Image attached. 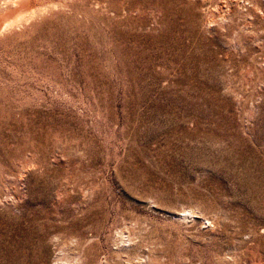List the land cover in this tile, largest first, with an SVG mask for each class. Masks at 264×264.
<instances>
[{
    "label": "rangeland",
    "instance_id": "rangeland-1",
    "mask_svg": "<svg viewBox=\"0 0 264 264\" xmlns=\"http://www.w3.org/2000/svg\"><path fill=\"white\" fill-rule=\"evenodd\" d=\"M34 5L0 35V264H264V0Z\"/></svg>",
    "mask_w": 264,
    "mask_h": 264
},
{
    "label": "bare ground",
    "instance_id": "bare-ground-1",
    "mask_svg": "<svg viewBox=\"0 0 264 264\" xmlns=\"http://www.w3.org/2000/svg\"><path fill=\"white\" fill-rule=\"evenodd\" d=\"M35 1L36 0H0V35L11 31L13 28H18L21 25L23 26L24 23H28L35 18L38 13H42L44 6L42 9L36 7L34 5Z\"/></svg>",
    "mask_w": 264,
    "mask_h": 264
}]
</instances>
